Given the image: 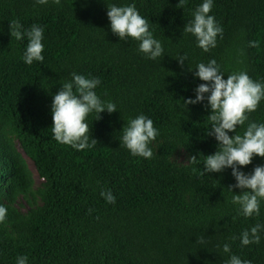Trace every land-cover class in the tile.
Returning <instances> with one entry per match:
<instances>
[{
	"label": "trees",
	"instance_id": "trees-1",
	"mask_svg": "<svg viewBox=\"0 0 264 264\" xmlns=\"http://www.w3.org/2000/svg\"><path fill=\"white\" fill-rule=\"evenodd\" d=\"M203 2L0 0V206L7 209L0 264H17L20 256L28 257L26 264H227L233 255L264 264V230L259 244H241L244 231L264 225V200L259 216L245 217L232 202L243 190H229L236 184L231 168L201 174L205 156L218 150L207 134L209 93L203 102L184 104L205 83L196 67L213 59L224 79L246 72L264 84V0H213L209 15L223 34L207 52L183 31ZM113 4L135 5L161 42L163 58H148L139 41H122L111 31ZM14 21L25 32L21 40L11 37ZM33 25L44 29V60L28 65L26 31ZM185 54L181 66L176 57ZM73 73L99 78L97 95L117 107L100 119L95 112L87 117L89 143L97 142L84 150L52 134L54 95ZM139 115L159 132L150 159L121 143L123 127ZM249 122L264 123V100ZM180 152L183 161L176 159ZM191 156L200 163L192 164ZM256 166H264V157L254 156L240 171L252 174ZM108 190L115 203L101 196Z\"/></svg>",
	"mask_w": 264,
	"mask_h": 264
},
{
	"label": "clouds",
	"instance_id": "clouds-1",
	"mask_svg": "<svg viewBox=\"0 0 264 264\" xmlns=\"http://www.w3.org/2000/svg\"><path fill=\"white\" fill-rule=\"evenodd\" d=\"M49 0H36L37 4L46 5ZM54 4H60L61 0H52ZM183 3V0H179ZM213 7V0L204 2L194 12V19L187 22L183 28L185 33H191L196 37L198 47L205 52L214 48L217 36L222 37L223 29L216 23L214 16L209 15ZM107 16L110 20L111 31L120 40L129 38L139 41V51L148 58L157 60L164 57V49L159 40L153 37L149 30L148 21L137 11L135 5L108 6ZM18 21L10 22L11 37L17 40L24 38L25 32ZM44 29L33 25L26 31L28 44L24 53V62L31 65L34 61L43 62ZM250 46H256L251 41ZM181 66L187 59L186 54L176 57ZM198 76L205 83H201L195 89V99L184 100V104H196L205 100L210 106L208 119L211 121L207 132L218 141V150L205 156L202 175L213 172H223L226 168L232 169V175L236 184L229 186V190L239 188L243 191L232 197L234 204L240 205L245 217L260 215V202L264 200V166H256L252 174H245L240 167L251 164L254 156L264 157V123L249 122V114L256 111L260 102L264 100V84L254 81L246 72L234 73L224 79V73L219 69L215 59L207 64L200 63L197 67ZM73 80L62 84V88L54 95L52 102V134L53 138L62 145L70 146L76 150L91 148L97 142L93 139L89 143L91 129L86 122L87 117L95 112L97 119L100 113L107 110L108 113L117 111L112 102L105 103L97 95L95 89L101 83L99 78H86L84 75L72 74ZM75 87V91H74ZM247 123L243 135L236 134L237 128ZM229 132L235 135L230 136ZM159 135L153 121L144 115H139L128 121L123 127L121 143L132 155L150 159L153 150L150 143ZM192 164L200 161L196 156L188 158ZM101 196L106 202L115 203V196L110 190L102 191ZM7 209L0 206V223L6 220ZM264 225L256 224L250 231L246 230L241 235V244L249 245L260 243V232ZM235 239V237H233ZM224 252H230V245H223ZM27 256L17 258V264H26ZM227 264H251V261L241 260L233 255Z\"/></svg>",
	"mask_w": 264,
	"mask_h": 264
},
{
	"label": "rangeland",
	"instance_id": "rangeland-1",
	"mask_svg": "<svg viewBox=\"0 0 264 264\" xmlns=\"http://www.w3.org/2000/svg\"><path fill=\"white\" fill-rule=\"evenodd\" d=\"M176 159H177L178 161H183V160H184L183 154L180 152V153L177 155ZM28 165H29V167L31 168V170H32L33 173H34V177H35V185H38L39 182L41 181V178L38 176L37 171H36V169H35V166H34V163L32 162V160L28 159ZM20 208L24 209V207H20Z\"/></svg>",
	"mask_w": 264,
	"mask_h": 264
}]
</instances>
